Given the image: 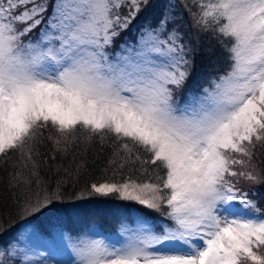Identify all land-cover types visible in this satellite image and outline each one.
<instances>
[{
	"label": "snow or ice",
	"instance_id": "obj_1",
	"mask_svg": "<svg viewBox=\"0 0 264 264\" xmlns=\"http://www.w3.org/2000/svg\"><path fill=\"white\" fill-rule=\"evenodd\" d=\"M125 3L129 16L122 18ZM148 6L149 0H0V157L19 153L27 167L43 130L54 131L65 150L84 132L89 141L118 142L120 170L131 166L134 173L139 163L144 174L149 164L162 173L147 182L130 173L122 182L94 183L90 194H118L157 212L166 207L171 226L154 230L141 220L124 230L122 244L82 239L73 246L75 264H264V213L247 211L258 202L228 179L257 181L236 166L247 167L253 150L264 147V0H199L195 26L226 46L228 68L183 104L174 91L189 75L190 49L168 30L167 15L144 29L136 46L109 55L120 31ZM12 180V187L32 183L19 172ZM65 191V182L46 186L21 212L46 208ZM238 199L245 211L232 210ZM18 255L16 264H29L26 251L0 248V264Z\"/></svg>",
	"mask_w": 264,
	"mask_h": 264
},
{
	"label": "trees",
	"instance_id": "obj_2",
	"mask_svg": "<svg viewBox=\"0 0 264 264\" xmlns=\"http://www.w3.org/2000/svg\"><path fill=\"white\" fill-rule=\"evenodd\" d=\"M198 3L199 0H149V6L142 8L129 27L120 31V35L108 49L109 55L115 57L125 45L136 46L141 32L149 26H159L167 15L170 20L168 30L176 29L182 37L186 51L190 49L187 56L190 61L189 75L183 86L174 91V99L183 104L190 94H200L208 87L212 78L228 68L226 46L211 31H199L195 26L194 16L199 12ZM118 14L122 18L129 16V5L125 3ZM19 27L22 28L24 25ZM40 27L24 37V41L35 38L40 32ZM55 139L54 131L43 130L35 144L32 161L27 162V167L24 166L26 158L19 153L0 157V244L6 243L23 227L35 226L49 233L47 227L49 224L74 225L80 220V216L83 218L81 220L86 222V226L90 225L89 223H93L94 226H107L106 223L113 226L120 221L117 215L112 214L113 211L116 209L132 211V208L138 206L137 202L121 199L118 194L108 196L90 194L91 185L122 182L130 173L133 174V178H138L139 182H147L149 178L154 180L157 174L162 175L151 164L145 166L147 174L140 171L139 163L134 173L131 166L120 170L119 158L114 157V153L119 150L118 142L113 137H105L103 141L96 137L89 141L86 133L78 132L74 140L68 142L67 150L63 142L57 146L54 143ZM253 152L250 164L245 168L236 166V170L252 172L257 181H249L240 176L228 179L242 193H247V198L257 201V206L264 213V147L258 145ZM137 154L144 159L148 158L142 150ZM113 159H117L116 165L110 163ZM33 171L36 172L35 176H32ZM18 172L22 178L32 180L30 186L21 183L18 187H12V177ZM58 181L65 182L67 189L59 200H53L46 208L34 213L21 212L29 197H32L35 203V194L38 190L46 186L54 189ZM139 207L152 223H159L160 220L170 223L165 215L166 207L160 212L141 205ZM65 228L72 229L66 226ZM16 260L11 259L5 264H16Z\"/></svg>",
	"mask_w": 264,
	"mask_h": 264
},
{
	"label": "rangeland",
	"instance_id": "obj_3",
	"mask_svg": "<svg viewBox=\"0 0 264 264\" xmlns=\"http://www.w3.org/2000/svg\"><path fill=\"white\" fill-rule=\"evenodd\" d=\"M127 48H132L125 45ZM121 52V51H120ZM118 52V54L120 53ZM249 200H252L248 198ZM235 203V209L233 211H245L243 204L238 199ZM132 208V211H123L116 209L113 211V215H117L120 219L119 223L114 224L108 228L109 236L104 238L97 234V225L93 223L86 226V222L81 216L74 225L65 224L66 227L72 228L70 231L66 230L63 226H57L56 224L47 226L51 238L41 236L38 230L34 226H26L21 228L14 236L7 240L3 245L0 244V248L9 245H15L18 253L19 251H26L30 257L29 264H75V255L73 252V246L78 244L82 239H103L108 243L122 244L127 236L125 229L135 230L138 228L141 220L146 221L147 225L154 230H161L165 227L171 226V222L166 223L160 220L161 223H152L143 213L140 208V204ZM143 206V205H141ZM247 211H258L263 213L257 206L256 210ZM128 215L127 217H125ZM99 231V230H98ZM52 242L58 248L54 251L47 242ZM11 259H20L23 257L18 255L17 257H4L3 261H9Z\"/></svg>",
	"mask_w": 264,
	"mask_h": 264
}]
</instances>
